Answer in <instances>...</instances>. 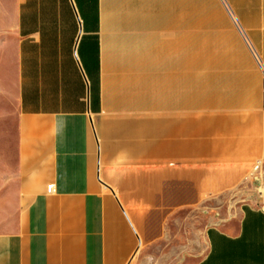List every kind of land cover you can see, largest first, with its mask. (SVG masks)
I'll use <instances>...</instances> for the list:
<instances>
[{
    "label": "crops",
    "instance_id": "0c3cea01",
    "mask_svg": "<svg viewBox=\"0 0 264 264\" xmlns=\"http://www.w3.org/2000/svg\"><path fill=\"white\" fill-rule=\"evenodd\" d=\"M0 57V264H264V0H0Z\"/></svg>",
    "mask_w": 264,
    "mask_h": 264
},
{
    "label": "rangeland",
    "instance_id": "374dc122",
    "mask_svg": "<svg viewBox=\"0 0 264 264\" xmlns=\"http://www.w3.org/2000/svg\"><path fill=\"white\" fill-rule=\"evenodd\" d=\"M3 7L5 8V3H3ZM198 40V36H192V43H197ZM3 54L4 52L1 53L2 57ZM16 145V100L13 86L7 83L6 59L0 57V229L5 228L9 222L14 221L17 214L16 195L13 192L17 172ZM228 199L230 200L231 197ZM233 201L236 205L240 204L243 197H233ZM147 263L151 264L150 261Z\"/></svg>",
    "mask_w": 264,
    "mask_h": 264
},
{
    "label": "built area",
    "instance_id": "2783aa9c",
    "mask_svg": "<svg viewBox=\"0 0 264 264\" xmlns=\"http://www.w3.org/2000/svg\"><path fill=\"white\" fill-rule=\"evenodd\" d=\"M252 179L258 188L264 189V162L257 161L252 166ZM48 191H52V187H48Z\"/></svg>",
    "mask_w": 264,
    "mask_h": 264
}]
</instances>
